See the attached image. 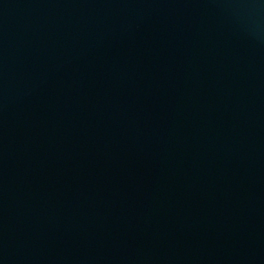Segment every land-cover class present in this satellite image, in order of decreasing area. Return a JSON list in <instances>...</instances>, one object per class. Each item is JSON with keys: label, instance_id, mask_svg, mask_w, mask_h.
<instances>
[{"label": "water", "instance_id": "95a60500", "mask_svg": "<svg viewBox=\"0 0 264 264\" xmlns=\"http://www.w3.org/2000/svg\"><path fill=\"white\" fill-rule=\"evenodd\" d=\"M0 264H264V0H0Z\"/></svg>", "mask_w": 264, "mask_h": 264}]
</instances>
